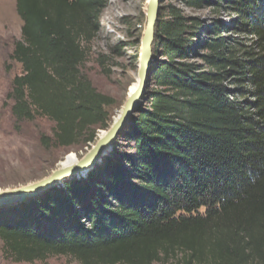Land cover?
I'll list each match as a JSON object with an SVG mask.
<instances>
[{
  "label": "trees",
  "instance_id": "1",
  "mask_svg": "<svg viewBox=\"0 0 264 264\" xmlns=\"http://www.w3.org/2000/svg\"><path fill=\"white\" fill-rule=\"evenodd\" d=\"M176 1L159 10L145 90L109 152L85 176L0 207L7 259L264 264V0ZM108 2L15 0L10 112L18 128L52 120L46 147L108 127L114 99L81 71Z\"/></svg>",
  "mask_w": 264,
  "mask_h": 264
},
{
  "label": "rangeland",
  "instance_id": "2",
  "mask_svg": "<svg viewBox=\"0 0 264 264\" xmlns=\"http://www.w3.org/2000/svg\"><path fill=\"white\" fill-rule=\"evenodd\" d=\"M147 3L148 0H109L98 18V31L86 45L88 55L81 67L82 73L98 92L114 99V103L105 108L109 113L108 123L118 115L127 94L135 86L138 40L146 22ZM171 4L182 7L176 0H161L160 12L163 16ZM183 9L187 15H206V11ZM21 26L22 20L16 12L15 0H0V189L40 179L61 164L75 161L91 145L80 140L68 147L52 144L44 146L40 141L41 136L51 138L55 128V123L44 116L24 121L19 128L14 125L10 112L12 101L8 94L13 77L21 72V65L9 56L14 41L21 37ZM100 130H97L96 135ZM79 177L82 176L68 179ZM59 185L61 182L56 186ZM0 264L79 263L65 256H52L32 263L13 262L4 255L0 240Z\"/></svg>",
  "mask_w": 264,
  "mask_h": 264
},
{
  "label": "water",
  "instance_id": "3",
  "mask_svg": "<svg viewBox=\"0 0 264 264\" xmlns=\"http://www.w3.org/2000/svg\"><path fill=\"white\" fill-rule=\"evenodd\" d=\"M160 3L161 0H149L147 3L145 11L146 23L138 40L139 49L135 86L127 94L118 115L108 124V127L100 130L85 153L75 161L61 164L40 179L0 189V207L16 204L42 194L47 189L56 186L59 182L62 183L70 177L85 176L111 149L114 140L125 128L131 115L137 111L145 90L150 66L153 61V40Z\"/></svg>",
  "mask_w": 264,
  "mask_h": 264
},
{
  "label": "bare ground",
  "instance_id": "4",
  "mask_svg": "<svg viewBox=\"0 0 264 264\" xmlns=\"http://www.w3.org/2000/svg\"><path fill=\"white\" fill-rule=\"evenodd\" d=\"M149 1V0H148Z\"/></svg>",
  "mask_w": 264,
  "mask_h": 264
},
{
  "label": "clouds",
  "instance_id": "5",
  "mask_svg": "<svg viewBox=\"0 0 264 264\" xmlns=\"http://www.w3.org/2000/svg\"><path fill=\"white\" fill-rule=\"evenodd\" d=\"M146 23V22H145Z\"/></svg>",
  "mask_w": 264,
  "mask_h": 264
}]
</instances>
